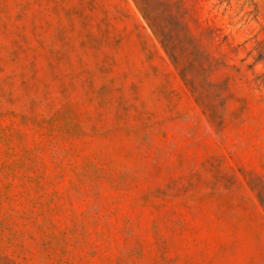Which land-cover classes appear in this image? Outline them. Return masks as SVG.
I'll use <instances>...</instances> for the list:
<instances>
[{"label":"rangeland","instance_id":"rangeland-1","mask_svg":"<svg viewBox=\"0 0 264 264\" xmlns=\"http://www.w3.org/2000/svg\"><path fill=\"white\" fill-rule=\"evenodd\" d=\"M0 264H264V0H0Z\"/></svg>","mask_w":264,"mask_h":264}]
</instances>
